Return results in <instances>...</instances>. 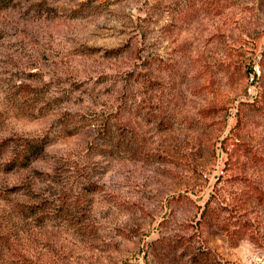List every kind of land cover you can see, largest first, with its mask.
Listing matches in <instances>:
<instances>
[{
	"label": "rangeland",
	"instance_id": "1",
	"mask_svg": "<svg viewBox=\"0 0 264 264\" xmlns=\"http://www.w3.org/2000/svg\"><path fill=\"white\" fill-rule=\"evenodd\" d=\"M0 264H264V0H0Z\"/></svg>",
	"mask_w": 264,
	"mask_h": 264
},
{
	"label": "trees",
	"instance_id": "2",
	"mask_svg": "<svg viewBox=\"0 0 264 264\" xmlns=\"http://www.w3.org/2000/svg\"><path fill=\"white\" fill-rule=\"evenodd\" d=\"M42 146H43V143L42 142H37L35 145H32V149L34 150H37L38 148L37 147H40V148H42ZM207 204H208V202H207ZM212 214H214L212 211H210V208L208 207V208H206V210L203 212V218H205V219H211V217H213V216H211ZM194 256L195 257H199L198 259L199 260H203L204 258H203V255H202V253L200 254V253H196V254H194Z\"/></svg>",
	"mask_w": 264,
	"mask_h": 264
},
{
	"label": "built area",
	"instance_id": "3",
	"mask_svg": "<svg viewBox=\"0 0 264 264\" xmlns=\"http://www.w3.org/2000/svg\"><path fill=\"white\" fill-rule=\"evenodd\" d=\"M252 80H254V76L251 78ZM251 89V88H250Z\"/></svg>",
	"mask_w": 264,
	"mask_h": 264
}]
</instances>
